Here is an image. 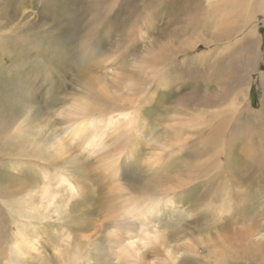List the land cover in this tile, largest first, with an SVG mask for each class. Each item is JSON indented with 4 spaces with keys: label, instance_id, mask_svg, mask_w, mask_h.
<instances>
[{
    "label": "rangeland",
    "instance_id": "rangeland-1",
    "mask_svg": "<svg viewBox=\"0 0 264 264\" xmlns=\"http://www.w3.org/2000/svg\"><path fill=\"white\" fill-rule=\"evenodd\" d=\"M224 1L227 8H238V16L232 15L236 29L221 44L223 49L227 45L226 59L202 65L210 60L206 54L210 47L203 42L195 50L204 54V61L194 58L190 50L175 55L162 65L165 76L155 84L148 64L152 49L182 37L193 38L198 16L206 13L204 0H0V229L12 237L15 224L21 227L24 222V232L39 247L25 252L24 264H58L55 217L38 221L25 213L31 204L28 194L40 185L43 172L49 173L53 193L60 182L57 162L67 154L70 161L77 159V166L68 168L71 173L63 170L67 178L80 169L90 176L107 175L115 157L107 153L112 148L116 152L122 148L123 154L133 152L131 158L120 159L119 181L133 188L132 202L140 210L151 209L148 217L159 228H168L169 247L176 252L171 264H264V252L263 260L248 254L255 247L247 239L252 233L264 244V188L260 184V189L247 190L248 175L264 180V141L259 140L264 137V90L259 75H252L264 71V0ZM239 5L245 8L240 10ZM139 29L143 37L138 39ZM258 30L259 52L250 44L255 43ZM107 57L113 65L106 66ZM228 84L231 89L225 91ZM245 85L253 111L242 100ZM134 87L139 94H133ZM129 97H135L139 107L126 138L109 131L102 146L88 152L65 137L69 121L83 118L75 106L78 102L98 112L103 100L119 107ZM212 122L220 132L216 130L211 138L205 126ZM4 128L23 133L19 136L8 129L2 134ZM195 130L199 133L193 134ZM196 135L201 136L198 145L193 142L187 152L178 150L171 158L196 168L203 165V173H212L184 178L183 188L168 195V203L169 197L157 194L169 185L158 166L168 162L167 150H177L180 139ZM57 136L62 137L59 147ZM200 147L203 152L194 153ZM98 155H103L101 161ZM237 161L240 169L230 177L226 172ZM87 164L92 168L87 170ZM9 175L23 182L17 177L8 180ZM239 177L241 184L235 181ZM208 178L216 182L208 183ZM192 185L196 188L189 189ZM155 198L158 203L152 202ZM32 201L37 202L38 196ZM185 243L192 253L185 252ZM90 253L95 258V251ZM155 255L161 260L163 252L159 249ZM90 264H97L96 260Z\"/></svg>",
    "mask_w": 264,
    "mask_h": 264
},
{
    "label": "bare ground",
    "instance_id": "bare-ground-1",
    "mask_svg": "<svg viewBox=\"0 0 264 264\" xmlns=\"http://www.w3.org/2000/svg\"><path fill=\"white\" fill-rule=\"evenodd\" d=\"M204 1L205 7L203 9L206 8V13L198 16V18H200L198 19V23L196 25L198 31L194 30L196 33L193 38L186 39V37H182L178 39L177 42L175 40H171L162 46L156 45V47L152 49V54L149 56L148 64L150 65L149 74L153 78L152 80L155 84L161 82L165 76L163 74L166 73V66L163 71L161 68L162 65H166V60L169 58L173 59L175 55L183 54L186 53L187 50H190L196 54L194 58H202L204 61V54L197 49L195 50V47L198 48V45L203 42H205V45L210 47L206 53L210 60L201 62L202 65L204 63H211L214 65L217 62H220L221 60L224 61L226 59V52L224 53V49L227 50V45L223 49L221 44L222 42L225 43L224 41L227 38H230L236 29L234 26L235 19L232 18V15L235 17L238 16V8H227L226 3H223L224 0ZM262 1L263 0H259V2ZM243 8L245 7L239 5L240 10ZM246 34L247 32L244 33V35ZM137 37L138 39L139 37H143L141 29L137 31L135 38ZM260 37L261 34L258 30L255 43L250 42L252 46L256 47L258 52L262 47V40ZM0 47H2L1 44ZM221 56L222 58H220ZM103 62H107L105 63L106 66L114 64L110 57L105 58ZM145 63H147V61H145ZM211 64H206L205 66L209 67ZM244 65L249 66L247 63H244ZM158 68H160L159 72ZM253 73L259 75L260 87L261 90H264V71L255 70L252 72V75ZM247 85L243 87L242 95H244L242 100L246 102V106L248 105L247 109L253 111L247 102L249 101L247 98ZM230 89L231 86L228 84L227 88L224 90L228 91ZM132 90L134 91V95L139 94L140 92V90H137L135 87ZM105 91H107V89ZM118 92L119 91L116 90V93ZM158 97H160L159 100L164 99L162 96ZM261 99L262 97L259 98V105H257L258 108L261 104ZM136 101L135 97H129L126 101L119 105V107H113L103 100L102 109L98 112L94 111V109H89L86 103L78 102L75 106L83 118L76 120L72 124L69 121L65 131V137H67L71 142L76 144L79 143L85 150L89 148L94 149L95 147H101L102 141L104 138L108 137L109 131L113 136L115 135L117 137L126 138L127 132L132 127V123L137 115L139 105H137ZM258 108H255L254 110H257ZM120 118H123L122 122L120 121ZM100 123L101 125L103 124V126L100 127ZM213 123L215 122L209 123L205 126L206 133L210 135L216 130H220V128L217 127L218 125H216L217 123ZM8 129L9 128L2 129V134H5ZM233 130L236 129L234 128ZM14 131L19 132V136L23 133L20 129H9V132ZM198 133L199 132L196 130L193 132V134ZM215 133L214 135H216ZM209 137L212 138L213 135ZM61 138L62 137L60 136L56 137L55 143L58 147L63 145ZM217 138L219 139V137ZM197 139H200L201 141V136L200 138L199 135H196L195 137H183L180 139L179 144L177 145V150H167V152L170 153L168 156V162L163 163V165L159 164L158 166L160 170L164 171L165 184L169 185L165 188H159V190H157V194L166 195L167 198L169 197L167 199L168 203H171V197L168 195L172 193L176 194L177 189L180 187L183 188V183H185L184 178L191 177L192 179H199V176L204 175L205 177H208L212 173H203L202 171L206 170L203 168V165V167L199 165L196 168L193 164L189 165L184 163L183 165L182 162H179L181 160L180 158L179 161L171 158L172 156H175L174 153L178 150L186 151L185 148L193 142L198 145L199 142ZM95 140H98V143H95ZM259 140L263 142L264 137L261 136ZM207 144L211 145L210 142ZM207 146L208 145H206L205 148H207ZM200 148L194 150V153L201 154L203 152V148H201V150ZM239 149L242 154V152H244L242 147ZM254 149L261 150L258 148ZM87 151L89 152L90 150ZM107 153L115 156L112 163L117 162L115 165L111 163V167L109 165V172L107 175L102 172H98L93 176H90L86 170L80 169L78 172L73 170L74 173L72 174V178H67V176L63 174V172L65 173L63 170L66 169L67 172H70L68 168L77 166V159H72L70 161V154L63 156V159L57 162V168H55V170L58 169L56 174H58L57 176H59L60 179V182L58 181L55 184V193L51 192V179L49 177V173L43 172L41 175L42 181L41 183L39 182L40 185L37 188H33V194H28L27 198L31 204L30 207L27 206L28 209L26 208L27 211L25 213L26 215H29H25L26 218L43 221L44 219L49 218L50 215L55 217V230L58 232V239L55 242L57 245L54 247V255L58 264H90L93 259L96 260L97 264H171L175 261L176 252H172L169 247L170 243L168 242L167 236L168 228H159L155 222L148 217L151 214V209L140 210L139 207L132 202L134 200V197L131 195L132 191H134L133 188L128 187L124 182L119 181L122 166L120 159L125 160L128 157L131 158L133 152L131 153L130 151L123 154L122 148L117 152L112 148V150H109ZM102 157L103 155H98L97 161H101ZM175 160L177 162H175ZM236 163L239 164L238 161L235 162L233 168L226 172V174L230 177H233L234 172L240 169L237 167ZM87 165V170L92 168L90 164ZM67 172L66 174L70 175ZM215 173H222L221 175L225 174V172L223 173V171L217 170ZM11 177L18 178L19 176L9 175L8 180H10ZM248 177L249 185H247V190L250 188H261L262 186L264 188V180L254 179L250 175H248ZM18 179V181H21L22 178L20 177ZM242 180L243 179L241 177L235 179V181L239 184L242 183ZM21 182H23V180ZM207 182L215 183L216 180L215 178H208ZM260 184H262V186ZM253 185L255 186L249 187ZM61 186L62 191L60 190ZM190 188L195 189L196 185H192L189 189ZM64 193L66 194V197L63 196ZM56 194H59L58 197H56ZM33 196H38L37 202L32 201ZM60 198H62V200ZM71 198H73V200ZM157 199L158 198L153 199L152 202L158 203L159 201ZM50 209L52 210L51 212ZM1 222L4 221L2 220ZM20 224H15L16 229L15 233H11L13 234L12 237H9L4 229H0V264H24L26 261L25 252L32 249L33 251L39 249V247H37L38 244H35V241L31 239V236L24 232V222L21 227L19 226ZM1 225L2 224L0 223V226ZM98 235H101L102 237L95 240L94 238ZM247 239L249 244L255 247V249H248V254L254 255L252 256L253 260H263L264 244L260 242V240L254 239L252 233L247 235ZM97 241L99 242L97 243ZM185 247V252L192 253L191 249L193 248L189 244L185 243ZM159 249L163 252L161 260H158L155 255ZM92 250L95 251V258L91 256L90 252ZM41 258L42 259L40 261L45 262V259L43 257ZM222 263L225 264L224 261ZM217 264H221V261Z\"/></svg>",
    "mask_w": 264,
    "mask_h": 264
}]
</instances>
